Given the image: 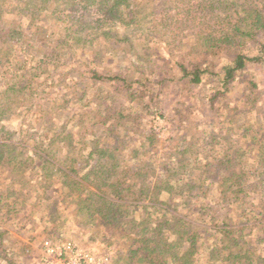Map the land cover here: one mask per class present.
Wrapping results in <instances>:
<instances>
[{
    "label": "trees",
    "instance_id": "1",
    "mask_svg": "<svg viewBox=\"0 0 264 264\" xmlns=\"http://www.w3.org/2000/svg\"><path fill=\"white\" fill-rule=\"evenodd\" d=\"M134 39L140 41L136 47L157 44L156 51L187 45L176 62L179 81L211 94L197 100L224 120L218 131L230 126L231 135L208 131L209 140L193 145L180 137L179 146L178 136L172 137V147H166L171 152L154 158L159 140L141 124L165 116L161 94L148 88L155 84L151 72L145 75L137 64L131 71L112 65L116 51H124L126 60L142 57L130 44ZM106 42L114 46L112 53L95 47ZM87 54L90 75L69 67ZM106 61L112 69H99ZM258 66L264 67V0H0V167L29 168L34 160L26 152L32 146L39 168L61 176L65 199L71 202L77 193L86 217L92 210L98 225L124 228V237L131 236L120 255L124 264H264L255 250L264 244V209L249 205L259 189L264 192V86L249 70ZM64 83L75 99L71 106L79 110L70 127H56L68 107L56 105L53 90ZM18 106L46 114L38 126L40 135L51 133L46 142L28 131L15 141L1 125ZM177 121L170 123L178 126ZM174 191L188 196L183 210L195 209L198 227L163 201L162 194ZM208 191H217L218 199ZM19 194L13 179L0 183V224L17 213ZM151 209L165 215L151 219Z\"/></svg>",
    "mask_w": 264,
    "mask_h": 264
},
{
    "label": "rangeland",
    "instance_id": "2",
    "mask_svg": "<svg viewBox=\"0 0 264 264\" xmlns=\"http://www.w3.org/2000/svg\"><path fill=\"white\" fill-rule=\"evenodd\" d=\"M10 17L11 16H6L8 19H10ZM58 36H62L61 32ZM98 42L100 41L98 40ZM139 42L140 41L134 39L130 42V44L133 48L137 49L139 54H142H140L142 56L140 59L135 58V56H129L130 61L126 60L124 56L127 54L124 51H119L120 54L116 51L115 59H113L112 65H114L113 68L117 71L118 65H126L131 71L133 70L134 64H137L143 68L145 75L151 72L149 79L154 80L155 84L154 87L148 85V88H154V92L157 93L158 91L161 94V97L158 100L163 101V109L166 112L165 116L157 117L152 120L148 118L149 121H147V118H144L141 124V126L145 129L151 128L159 140V151L156 155H153L152 153L154 158H162L165 154L171 152L170 149L166 150V147H172V144L174 143V138L172 137L178 136V140L175 145L179 146L180 137H184L188 143L193 145L194 143H203L204 141L209 140L207 137L208 131L212 132L209 133L210 136H217L218 134H221V136H218L224 137L226 135H231L230 126H224L225 130L221 129V131H218V128L221 127L220 123L224 124V120L222 121L220 118L213 117L211 114L213 111L209 109V106L204 104L203 101L197 100L199 97L206 94V90L203 89L204 87L198 89L197 87L189 86L184 80L179 81L181 75L177 70L176 62L178 61L181 53L185 54L187 52V45L182 44L181 49H176L175 51L167 50V48L161 49L159 47V50L156 51L157 44L145 43L144 45L136 47ZM95 47H98L99 50L110 47L111 53L114 48V46H111L108 42L103 44L101 43V45L98 46L96 43ZM73 49H76L75 46ZM168 51L173 52L174 55H170ZM220 60L222 61L224 59L220 58ZM84 61H87V65L93 62L91 57L88 55L86 58H74L69 67H73V69L75 67H81V69L85 68L84 72L88 76L90 75V70L87 69L88 66ZM98 68H101L102 70L108 69V71L112 69V67H110V63L107 61L103 64V67ZM249 70L252 73L253 79L256 82H259L261 86H264V67L258 66V68H251ZM69 71L75 70L69 69ZM58 77L59 79L62 78L60 75ZM76 80L77 79H75V81ZM158 80L164 81V86L158 84ZM68 85L64 83L62 87H59L58 91H55V89L53 90V97L56 100V105L64 104L68 107V109L63 113L64 116L58 121V123L56 122V127L61 124H69L70 127L75 123V119L74 121L70 120L72 113L74 110H79L78 107L75 109L74 106H71L75 102V99L71 96V94H69V91H67V88L69 87ZM78 88H81V86L78 85ZM208 94L206 95L209 97L211 94ZM234 95H239L237 90ZM65 101H68L69 104H65ZM227 101H229V99H227L226 102ZM14 110V114L1 125L14 133L15 141H19V135H21L22 131L37 134L39 142H46L48 138H50L51 133L49 131V133L43 131V133H41V135H43L42 137L38 128L39 125H42L46 121V114L44 112L39 111L34 107L31 111H27L25 106H18L14 108ZM180 110L183 114L181 117L178 116V118H176L178 115L177 113H180ZM240 110L243 111L244 109L240 107ZM243 113L246 114V111L244 110ZM52 115L54 116L52 113L48 116V118H53ZM69 120L70 123H67ZM177 120L180 122L179 125L172 126V121L177 123ZM209 127L211 129H209ZM71 128L74 129L73 133L76 135V140H79L80 134L78 133V128L75 126ZM233 140L239 143L238 138L235 136ZM24 141L28 142L29 139L25 138ZM24 143L25 142H23V144ZM201 145L202 144L197 146L201 147ZM220 145H224V142L220 143ZM184 146L185 142L183 141L181 142V147L179 148L182 150ZM246 147L248 148V145ZM76 148L80 149L78 146ZM33 149L34 148L30 146V150L26 152V155L28 157H32L34 160L32 162L33 164L29 166V168L17 172L16 170L11 171L5 169L4 167H0V183L9 185L13 179L14 189L20 192L18 197L15 199L16 206L14 207H17V213L14 214L13 218H9L8 220L2 218L3 220H6V225L0 224V228H5L4 231L6 233L3 240V246L1 247L2 253L0 255V264H39L41 244L46 240L52 241L56 244L68 241L74 242L81 249L90 251L93 254L110 255L112 264H118V259L119 264H124V260L122 261L120 259V255L126 251V248L129 247L131 236L124 237V228L114 230L111 227L98 225L100 223L95 222L97 216L96 214H93L92 210L91 212L88 211V213L92 214V217H86L87 212L81 210L80 199L76 198L77 193L74 194L76 195L75 199L71 202L69 199H65L63 196L64 188L62 186L61 176L55 173H50L51 171L48 168H46L47 171L39 168V164L41 162L32 155ZM253 151L257 150H252V152ZM86 153L87 151L83 153L82 156L85 157ZM21 179H26L27 183L24 184ZM83 193L85 196L87 192ZM209 193L212 198L218 199L217 191H211ZM192 194L194 195L195 193ZM162 195L164 198L163 201L166 202L171 209L179 211L178 214L180 215V218L187 221V223H192L198 227L200 220L195 221V218L197 217L195 216V209L188 208L186 211L183 210L185 204H182V199H184V197L188 198V196H183L181 198L177 194V191H174L171 194L164 193ZM206 202L209 201L206 200ZM213 202L214 201L211 199L209 204L212 205ZM257 203L260 206V209L263 210L264 192H261V189L258 190L257 196H254V198L251 199L249 205L252 209L258 210L256 208ZM52 208V212L49 213V209ZM125 209H127L130 213L134 211L131 207H125ZM150 212L151 214L149 216L151 219L161 216L162 214L165 215L163 211L159 210L151 209ZM83 213H85V215ZM168 214L166 217L167 219H170ZM138 218L142 219L143 217L141 218V216H139ZM89 221L91 222L89 223ZM91 224H94V226ZM245 232L249 233L248 230ZM257 244L258 245L255 250H257V252L264 257V244ZM204 253L207 254L206 252ZM205 263L207 264V261H205Z\"/></svg>",
    "mask_w": 264,
    "mask_h": 264
},
{
    "label": "built area",
    "instance_id": "3",
    "mask_svg": "<svg viewBox=\"0 0 264 264\" xmlns=\"http://www.w3.org/2000/svg\"><path fill=\"white\" fill-rule=\"evenodd\" d=\"M39 264H112L110 255H96L74 242L61 244L46 240L41 244Z\"/></svg>",
    "mask_w": 264,
    "mask_h": 264
},
{
    "label": "crops",
    "instance_id": "4",
    "mask_svg": "<svg viewBox=\"0 0 264 264\" xmlns=\"http://www.w3.org/2000/svg\"><path fill=\"white\" fill-rule=\"evenodd\" d=\"M118 264H119V259H118Z\"/></svg>",
    "mask_w": 264,
    "mask_h": 264
}]
</instances>
